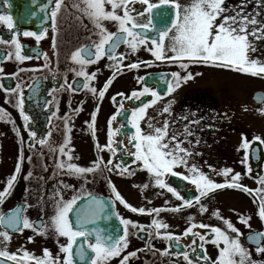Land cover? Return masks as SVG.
<instances>
[{
  "label": "flooded vegetation",
  "instance_id": "af4514ba",
  "mask_svg": "<svg viewBox=\"0 0 264 264\" xmlns=\"http://www.w3.org/2000/svg\"><path fill=\"white\" fill-rule=\"evenodd\" d=\"M78 2L63 0L54 29L51 13L56 10L57 0H0V16L12 19L11 28L6 22L0 21V40L7 42L0 43V109L3 110L0 113V191L6 188L18 164L20 166L11 194L0 205V213L10 214L20 209L22 217L34 224L44 223L49 226L43 236L37 235L32 229L14 231L0 227V231H8L11 236L10 241L0 237V250L17 257L27 251L36 258H43L47 249L53 259L58 258L60 264H63L66 255L60 251V247L66 245L68 240L58 237L51 230L56 199L62 197L67 202L76 198L74 212L69 214V218L75 222V212L86 208L96 198L105 202V216L110 219H99L96 224L87 225L89 229H103L104 235H110L115 240L124 233L121 219L138 225L128 226L127 248L120 256L107 261V264H121L125 256L129 257L127 264H187L183 252H188L192 264H214L219 257V248L210 242L216 238L211 228H220L230 238L236 237L227 228L225 220L230 221L243 234L239 237L240 243L251 257V261L246 264H264V253L256 251L258 246H264V240H260L259 245L254 242L259 239L256 234L264 233V221L258 214L259 203L264 200V184L260 182L264 180V143H261L264 141V124L257 131L251 125L264 109V99L256 103L252 95L255 91L264 93V90L251 89L241 101L230 97L232 101L223 109L221 93L203 92L190 85L191 80L208 73L216 74L218 79L224 73L237 74L251 80L257 77L263 83L264 75H247L230 68L208 66L187 59H168L174 55L167 50L171 46L169 39L164 41L165 59L157 60L149 51L155 47L151 41H158L160 30L169 26L171 18H174V9L165 6L152 17L155 30L135 29L147 37L146 44L139 46L133 53L127 44L121 43L114 54L109 53L97 63L86 66L89 75L95 73V79L88 81L75 74L73 69L79 71L80 65L74 63L71 57L77 49L85 45L91 47L93 41L98 40L95 35L98 30L73 6ZM150 2L158 3L159 0ZM145 7L140 3L129 6L138 24L148 23V14L139 15ZM232 10L236 12L235 15L239 11L238 8ZM159 11L168 13L165 22L161 21ZM104 26L109 32H117L115 22L105 21ZM29 32L44 38L38 41L35 36L24 35ZM15 42L19 43V53L25 59H17ZM110 55L122 59H110ZM131 64H139V67L130 68ZM181 64L187 65V68L181 67ZM114 73L115 79H112ZM174 73H179L180 77L191 73L194 79L181 82L176 87ZM110 79L111 85L103 98H100L98 93L104 90ZM85 84L95 88L97 94L93 95L84 87ZM69 85L72 87L69 88ZM170 86L175 89L171 93L168 92ZM145 87L156 92L159 99L150 94L140 96L139 99H129L133 92L141 93ZM153 100L157 102L152 104ZM145 105L149 106L145 109L144 117L138 121L143 133L154 134L155 128L163 127L167 122V139L171 140L175 136L176 140L172 144L179 142L181 147L191 153V156L186 157L187 165L173 169L178 176L166 173L159 179L174 188L184 200L191 201L192 207H185L178 212H153L154 209L180 207L183 200L177 199L167 187H158L157 177L144 170L143 162L137 161L133 155L135 148L131 137L135 134V128L131 124V113ZM165 107H169L168 112H164ZM118 112L121 115L111 120ZM25 116L28 117L27 121ZM93 116L94 129L89 127L93 123ZM227 117L230 120L224 121ZM149 123L152 128L148 127ZM68 128L71 129L70 133ZM110 129L113 132L119 130L113 137L115 142L112 147L117 149L115 155L107 148ZM30 133H35V136ZM68 136L70 142L65 151L72 157L71 160L59 153V148L64 146ZM245 138L249 143L247 149L242 147ZM41 140L47 143L42 145L39 143ZM100 158L104 164L112 161L108 164L112 171L101 166V170L81 176L70 172L67 167L61 169L57 166L64 163L88 168ZM117 164L121 169L127 168L131 175H121L120 169L115 167ZM192 166L217 184L231 183L232 177L239 174L241 178L238 183L251 190V193L225 187L201 196L196 185L181 178L194 175L189 171ZM225 169L231 170L227 176L220 174ZM113 185L128 205L143 208L151 215L126 208L116 199ZM201 206L207 211L202 212ZM217 212L222 219L217 218ZM242 217L251 218L248 220L250 227L240 222ZM153 220L162 221L168 228L154 229ZM193 224L209 226L192 229L200 236H205V241H201L199 236L184 235ZM169 234L178 238V242L160 238ZM250 236L254 239H249ZM194 239L195 245L192 244ZM82 242L83 239L77 243ZM87 243H94V237L89 238ZM220 247L224 245L221 243ZM85 250L87 256L80 260L75 255L78 248L74 246L73 264H90L94 253L87 248V244ZM165 251L168 255H162ZM133 252L136 255L130 256ZM29 264H34V261Z\"/></svg>",
  "mask_w": 264,
  "mask_h": 264
},
{
  "label": "snow or ice",
  "instance_id": "6c2138e0",
  "mask_svg": "<svg viewBox=\"0 0 264 264\" xmlns=\"http://www.w3.org/2000/svg\"><path fill=\"white\" fill-rule=\"evenodd\" d=\"M224 2L225 0H191L189 5L181 8V5L178 2H175V0H172L171 4L170 0H159L158 3H151L150 0H79V2L73 6L93 23L94 27L98 30L95 33V35L98 36V40L93 41L91 47L85 45L77 49L72 54V61L80 65L79 71L75 69H73V71H75L77 76H82L86 80L90 81L95 79V73L89 75L86 71V66L92 63H97L109 53L114 54L121 43L127 44L133 53L136 52L139 46L146 44L147 37L141 32L135 31V29L139 28L145 31L155 30L152 17L157 14V10H161L165 6H170L175 10V20L169 26H166L164 29L160 30L158 41H151V43L155 46L154 50L149 49V51H152V54L157 60L165 59L164 41L169 39L171 46L167 50L171 51L174 55L168 57V59L174 61L187 59L189 61L203 63L208 66L230 68L233 71H238L247 75H264V65L260 64L256 60H251L249 57V52L255 51V48L252 46L249 37L251 36L255 39H264V26L254 27L250 30V25L259 24V22L254 18L249 19L247 16L243 15H241L239 18H237V16L222 17L223 12L225 11L224 7H222ZM134 3H140L146 6L145 10L140 12L139 15L143 16L148 14V23L138 24L135 22V18L132 16L131 10L129 8V6ZM62 4L63 0H57L56 10L51 13L54 29ZM81 5H83V7H81ZM158 14L161 18V21L165 22V18L167 17L168 13L165 11H159ZM218 20H222V22L217 23ZM0 21L6 22L10 28L12 27L11 17L0 16ZM105 21L115 22L117 25V32H109L104 26ZM24 35L35 36L38 41L44 38L41 35L30 32L24 33ZM0 43L7 42L0 40ZM15 43L17 47V59H25V57H22L19 53V43ZM53 48H55V41H53ZM109 58L114 60L122 59V57H116L115 55H110ZM45 59H47L46 54ZM116 67L117 70H119V65ZM129 67L138 68L139 64H131ZM181 67L187 68V65L181 64ZM197 75L201 74L197 73ZM173 76L176 78V87H179L181 82L186 83L188 80L194 79L191 73H187V75L184 77H180L179 73H174ZM112 79H115V73ZM112 79L107 82L104 90L98 93L100 98H103L105 95L107 88L111 85ZM71 87L72 86L69 85V88ZM84 87H87L93 95L97 94V90L93 87H89L88 84H85ZM174 90L175 89L170 86L168 92L171 93ZM145 94H150L153 97H157V100L159 99L158 94L156 92H152L147 87H145L141 93L133 92L129 99H139L140 96ZM113 99L115 100V98ZM258 99L264 98L258 97ZM157 100H153L152 104H155ZM20 104L22 105V101H20ZM148 106L149 105H145V107L138 108L131 113V116L133 117L131 124L132 127L135 128V134L131 137V141L134 142L133 147L135 148L133 155L137 161L143 162L144 170L153 173L157 177L156 185L158 187H167V190L173 193L177 199L183 200V204L180 207L172 209H154L153 212L157 214H159L161 211L178 212L183 210L185 207H192L193 204L191 201L184 200V198L181 197L174 188L168 187L163 180L159 179V177L165 175L166 173H171L173 177L178 176V174L174 172L173 169L181 165H187L186 157L191 156V153L188 152L187 149L181 147L179 142L175 143L174 145L172 144V141L176 140L175 136H173L171 140L167 139V122L164 123L163 127L155 128L154 134L143 133L138 121L144 117L145 109ZM169 107H165L164 112H168ZM261 111L262 114H264V109ZM2 112L3 110L0 109V113ZM117 115H121V113L118 112L116 115L112 116L111 120H116ZM24 119L27 121L28 117L25 116ZM94 122L95 116H93V123L89 125L90 128L94 129ZM148 127L152 128L153 126L149 123ZM67 131L70 133L71 129L68 128ZM118 132L119 130L113 132L111 129L109 132V144L107 148L114 155L117 149L112 147L113 143L115 142L113 137L116 136ZM30 135L35 136V133H30ZM69 142L70 136L66 138L64 146L59 148V153L61 155L68 156V159L71 160L72 157L65 151V148ZM39 143L43 145L46 144L47 141L41 140ZM261 143H264V141H261ZM242 147L244 149L249 147V143L246 138L243 140ZM22 159L23 158L21 157V163ZM111 163L112 161L109 160L108 164ZM108 164H104L103 159L100 158L98 161L93 163L92 167L88 168L78 167L74 164L65 165L64 163H60L57 166L61 169L67 167L70 172L83 176L85 174L94 173L101 170V166L107 168V170L110 172L112 169L108 167ZM115 167L120 169L121 175L126 173L131 175V173H128L127 168L121 169L119 164H117ZM189 171L194 174L192 177L183 176L181 178L196 185L201 196H206L208 192L214 191L216 189H223L225 187L236 188L251 193V190L244 188L238 183L241 178L239 174H236L232 177L231 183L217 184L209 179L208 176H206L195 166L190 167ZM230 172V169H225L220 174L227 176ZM19 173L20 166L18 164L16 173L11 178H9L6 188L3 191H0V205H2L5 198L11 194L13 185L16 182ZM30 176L31 173H29V177ZM260 182L264 184V180H261ZM144 187L146 188L147 185H144ZM112 189L115 193L116 199L119 200L121 204H124L126 208H129L130 211L151 215V213H146L145 209L143 208L137 209L131 205H128L127 202L124 201V199L120 196V194L116 192L114 185L112 186ZM257 191L261 190L258 189ZM76 204L77 200L75 197L71 201L67 202L63 201L62 197H58L56 199L55 205L56 212L51 218V230L54 231L58 237H65L68 240L66 245H61L60 247V251L66 255V259L64 260L63 264H73L74 246L78 248V251L75 253V255L79 256L80 260H84L87 256L85 244H87V248L90 249L92 253H94V258L91 259L90 264H98V262L99 264H107V261H109L111 258L120 256L121 252L128 246V226L131 225L132 227H138V225L133 224L129 220L121 219V224L124 225V233L122 237L114 240L110 235H104L103 229H89L87 227L89 224H96L97 220L99 219H110V217L105 216L106 205L103 200L93 198L86 208L75 212L76 219L75 222H73L69 218V214L74 212ZM201 211L206 212L207 209L201 206ZM258 214L261 220L264 221V200H261L259 203ZM215 215L218 219H222L218 212L215 213ZM250 219V217L246 219L242 217L240 222L250 227L248 224V220ZM224 223L232 233L236 234V237L230 238L225 233V231H222L220 228H211V232L216 234V238L210 242L219 248V257L214 262V264H246V262L251 261L250 253L248 250L243 248L239 240V237L243 234L240 233L230 221L225 220ZM152 226L157 230L161 228H168L167 224H164L159 220H153ZM0 227L14 231L32 229L37 233V235L42 236L46 235L47 230L49 229L47 224L40 223L37 225L28 220L26 217H22L20 209L14 210L10 214L0 213ZM195 227L203 229L208 228L209 226L205 224H193L185 231L184 235L188 236L191 234L193 236H199L201 241H205V236H200L198 233L192 231V229ZM140 230L143 231L144 228L141 227ZM156 235L158 237L160 236L159 231L156 232ZM256 235L259 237V239L255 240L254 242L259 245L260 240H264V233H258ZM0 237H2L4 241L11 240V236L9 235L8 231H0ZM92 237H94V243H87L89 238ZM160 238L170 241L176 240L178 242V238L170 234ZM31 239L32 238H30V240ZM81 239H83L84 242L78 244V240ZM249 239L254 238L250 236ZM221 243L224 245L222 248L220 247ZM192 244H196L195 239L192 241ZM192 250L195 251V248ZM256 251L258 253H264V246H258ZM129 255L135 256L136 253L133 252ZM162 255H168V252L165 251L162 253ZM0 257H6L8 260L15 262V264H29V262L33 261L34 264H60L59 259H53L51 253L47 249L44 251L43 258H36L27 251H24L22 256L17 257V255L9 254L7 251L3 250H0ZM237 257H239L238 260ZM128 258V256L123 257L121 264H127ZM183 258L185 261H187V264H192V260L189 258L188 252H183ZM205 259H207V257H205ZM0 264H4L2 259H0ZM252 264H254V262H252Z\"/></svg>",
  "mask_w": 264,
  "mask_h": 264
},
{
  "label": "rangeland",
  "instance_id": "374dc122",
  "mask_svg": "<svg viewBox=\"0 0 264 264\" xmlns=\"http://www.w3.org/2000/svg\"><path fill=\"white\" fill-rule=\"evenodd\" d=\"M181 5V8L190 4L191 0H175ZM225 11L222 14V17H231L237 16L239 18L241 15L247 16L249 19H256L259 24L255 27L264 26V0H225L224 5ZM233 8H238L241 11L235 15ZM245 9V10H244ZM247 9H254L253 12H249ZM232 12L234 14H232ZM222 22L218 20L217 23ZM252 27H250L251 30ZM254 28V27H253ZM249 40L252 43V46L255 48V51L249 52V57L252 60L258 61L260 64L264 65V39H255L249 37ZM193 88H197L200 91H207L211 93H221L222 95V106L223 109L225 106L230 104V97H236L239 101L245 98V95L249 94L251 89L264 90V83L259 78L255 77L254 80L248 79L247 77L238 76L237 74H222L218 79L216 74H204L198 78L191 80L190 84ZM233 86H236L235 89ZM199 88V89H198ZM221 88V91L218 89ZM203 91V92H205ZM217 96V95H216ZM225 114V113H224ZM230 120L229 117L224 121ZM240 123L241 120L239 119ZM264 124V114H258L252 126L255 131L261 130L262 125ZM250 130V126L247 127ZM245 128V129H247Z\"/></svg>",
  "mask_w": 264,
  "mask_h": 264
},
{
  "label": "water",
  "instance_id": "95a60500",
  "mask_svg": "<svg viewBox=\"0 0 264 264\" xmlns=\"http://www.w3.org/2000/svg\"><path fill=\"white\" fill-rule=\"evenodd\" d=\"M175 11V10H174ZM174 19H175V16L174 18L172 17L171 18V22L173 23L174 22ZM258 97L260 98H264V93L262 91H255L252 95V99L256 102V103H259L261 102L263 99H258ZM0 259H2L4 261V264H15V262L11 261V260H8L7 258H4V257H0Z\"/></svg>",
  "mask_w": 264,
  "mask_h": 264
}]
</instances>
